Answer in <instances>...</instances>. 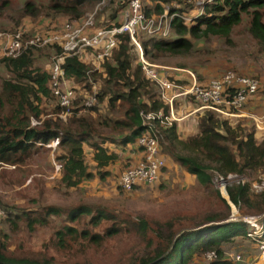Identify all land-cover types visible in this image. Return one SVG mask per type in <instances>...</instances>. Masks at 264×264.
Instances as JSON below:
<instances>
[{"label":"trees","instance_id":"16d2710c","mask_svg":"<svg viewBox=\"0 0 264 264\" xmlns=\"http://www.w3.org/2000/svg\"><path fill=\"white\" fill-rule=\"evenodd\" d=\"M98 1L25 0L20 10L23 15L42 18L46 24L49 20L55 19L80 20L83 17V8ZM171 1L173 0H155L152 7L142 5V10L147 16L158 15L164 11L162 4L168 5ZM204 1L206 2L200 14L196 7L197 0H176V7L170 6L169 14L173 17L171 35L168 38L157 35L141 40L139 33L140 36L139 34L137 36L144 57L154 63L162 54L188 52L198 40L212 36L226 39L233 27L245 16L250 17L249 33L257 39L264 50V0ZM186 3L190 4L188 12ZM8 4L9 0H0L1 6L7 7ZM124 6L125 4L122 5ZM185 15L192 16L188 22L183 19ZM48 46L56 47V55L62 52L57 43L42 47ZM33 48L41 47H28L16 57L3 56L6 66L15 73V79L5 81L2 87L3 97L8 101L10 111L4 114L0 104V162L28 157L36 146H44L58 137L60 153L56 160L59 162V182L64 187L76 188L83 179L93 177L94 174L88 170L85 162L86 147L91 150V161L100 172V177H103L105 173L100 169L115 163L118 159V153L109 149L106 143L117 142L123 146L135 144L141 151L136 140L147 130L141 112H162L166 115L169 114L171 105L174 106L176 102V97L171 104L161 99L157 94L156 83L146 77L139 62L133 64L131 49L134 47L130 44L129 35L123 33L118 35V43L110 55L101 60L103 87L92 95L94 97L92 105H84L88 92L75 95L76 88H73L70 106L65 107L73 114L65 122L33 126L31 118L40 117L42 98L48 97L51 93L48 84L49 74L32 67ZM62 66L67 79L84 81L83 89L87 87L90 89L89 67L79 55L66 56ZM159 73L182 87L190 80L183 75V77L169 75L164 70H160ZM197 83L204 85L206 82L197 80ZM259 86L256 91L247 95L240 110H249L248 103L255 100L254 95L260 90ZM236 88L235 84H232L228 90L233 92ZM175 90L176 88L172 89V92ZM183 98L196 104V107L199 104L192 96ZM103 99L106 100L108 110L100 114L98 112L101 110L94 105L97 104V100ZM81 109L92 111L93 114L79 113ZM114 111L121 116L112 117L111 113ZM192 119L195 123L194 129L186 136L179 135L175 119L164 126L160 125L158 120L155 121V127L160 130L162 136L159 139V154L165 161L159 179L164 174L169 160L175 162L192 175L200 186L214 192L215 202L211 199L206 204L207 209L193 214L187 212L183 214L179 209L164 208L157 213L154 220L140 216L133 221L118 219L103 207L84 203L66 209L58 205H47L42 210L35 209L32 218L29 212L19 214V217L26 221L30 230L35 224L43 225L49 217L61 216L62 213L66 214L67 221L74 223L80 222L82 218H88L86 225L78 224L77 227L65 224L54 231V238L51 241L53 245L50 246L60 251L64 258L56 260L50 254L47 243L42 249H23L17 246L10 250L6 241L0 238V264H103L104 258L89 257L91 250L95 252L101 250L104 248V242L109 239L121 241L122 235L128 236L129 243L121 254L112 256L109 251L107 252L106 260H111L112 264H240L243 253H236L240 255V260L236 261L224 250L225 244H233L237 240L249 242L253 246L254 253H249L245 259L259 257L258 244L247 235L248 225L241 219H228L229 205L217 189L211 188V181L214 173L243 174L248 168H264V139L257 141L258 129L243 127L241 123L232 125L227 117H220L210 109L192 116ZM118 133L119 138L112 136ZM143 185L150 184L135 185L131 189ZM226 193L236 207H241L245 212L262 213L264 225V190L255 193L248 183H239L227 186ZM1 218L12 219L11 223L17 225L16 219L11 218L10 212L6 210ZM100 226L101 230H95ZM2 236L6 237L5 234ZM261 238L264 239V233ZM208 251H214V256L210 260L205 256Z\"/></svg>","mask_w":264,"mask_h":264},{"label":"rangeland","instance_id":"374dc122","mask_svg":"<svg viewBox=\"0 0 264 264\" xmlns=\"http://www.w3.org/2000/svg\"><path fill=\"white\" fill-rule=\"evenodd\" d=\"M24 2L25 0H9L7 7L0 5V29L14 31L21 27H29L31 33L45 32L51 28L59 29L64 21L69 20L68 18L48 19L49 23L46 22L45 24L42 18L30 17L21 13L20 9ZM127 3L128 0H110L105 5H100L94 16V27L100 28L122 21L124 9L122 5L125 4L126 6ZM154 3L155 0H142L144 6L152 7ZM176 5V0H173L168 5L162 4V7L169 13L170 6L176 7ZM95 6L96 3L86 5L83 8L82 18L87 13L94 11ZM186 7L187 12L190 11V4L186 3ZM249 20L250 17L245 16L238 25L233 27L230 36L226 39L212 36L198 40L188 52L175 55L162 54L154 61V64L159 65L169 75L175 77L183 75L187 77V80L194 77L199 82H207L229 69L241 75L255 76L259 80L260 90L254 95V103L257 104H255L256 107L253 111L255 114L261 115L264 113V50L257 39L249 33ZM148 37L150 36L146 34L140 36L141 40H146ZM131 53L133 64H137L136 52L133 48ZM31 55L33 56L32 67H37L48 73L56 55V47L33 48ZM3 56L0 48V104L2 112L6 114L10 111V105L3 97L2 87L5 81L15 79V73L6 66ZM79 57L89 67L88 82L90 89L88 87L83 89L84 81L76 82L74 79H67L66 84L76 88L75 95H82V92L86 91L88 93L85 96L89 97L103 87L102 63L96 60L95 53L90 50L83 52ZM105 103V99L97 100V104L94 106L101 110L98 113L107 112ZM79 105L80 103H78ZM40 106L42 109L40 117L38 119L33 118L39 121L37 127H41L45 123L52 125L57 122L61 124L73 114L69 108H61L52 93L48 97L42 98ZM85 112L93 114L92 111L84 109L79 111V113ZM111 114L112 117L121 116L116 111ZM234 117H227L230 124L241 123L243 127L257 129L254 123L250 121L251 119H248V116ZM112 136L119 138V133ZM256 139L257 141L264 139V128H260L259 131L256 130ZM106 145L118 153V159L115 163L102 167L100 171L105 174L100 177V172H98L94 162L91 161V150L86 147L84 151L85 162L88 170L94 175L89 179H83L76 188L64 187L59 182L60 170L57 168L59 162L56 160V156L60 153L58 145L54 148H49L46 145L36 146L28 157L24 156L15 161L0 162V206L8 213L10 212L11 218H15V223H17L15 226L11 223L12 219H0V238L6 241L10 250L17 248V246L23 249H42L47 243L50 254L56 260L60 261L64 258L60 251H56L50 246L53 245L51 241L54 238V231L65 224L77 227L78 224L80 226L86 225L88 218H82L80 222L74 223L67 221L66 214L62 213L61 216L49 217L43 225L35 224L34 228L30 230L26 221L19 217V214L29 212V216L32 218L35 209L42 210L47 205H58L66 209L84 203L103 207L112 212L118 219L134 221L140 216L154 220L157 213L164 208L179 209L183 214L186 212L193 214L199 210L207 209L206 204L211 199H214L213 202H215L216 197L213 191L200 186L183 167L170 160L161 179L156 183L139 186L129 191L122 190L118 186V177L123 169L139 159V148L135 144L123 146L117 142H107ZM107 171H109L108 174ZM216 174L218 173L213 174L211 188L217 189L227 201L229 205L228 219L231 218L232 213L239 218L247 214H261L245 212L241 207L232 206V202L226 193V187L237 183H229L222 187L215 179ZM243 175L245 176L244 183H248L253 192L259 193L264 190V168H248ZM16 215L18 217H15ZM188 222L187 220L186 223ZM102 226L95 230H101ZM3 234L6 237H3ZM127 243H129L127 235H122L121 241L109 239L104 242V248L101 250L97 252L91 250L89 257L95 259L101 257L100 259H105V264H112L111 260H106L108 258L106 257L107 252L109 251L112 256L121 254ZM224 250L229 255L238 252L243 253V260L239 262L240 264H259L261 261L259 257L257 260L255 258L252 260L245 259L249 253H254L253 246L246 241L237 240L233 244H225Z\"/></svg>","mask_w":264,"mask_h":264},{"label":"built area","instance_id":"2783aa9c","mask_svg":"<svg viewBox=\"0 0 264 264\" xmlns=\"http://www.w3.org/2000/svg\"><path fill=\"white\" fill-rule=\"evenodd\" d=\"M109 0H99L94 11L87 13L80 20H68L63 22L59 29H51L45 32L31 33L28 27H21L14 31L0 29V48L4 56L16 57L22 50L28 47H42L57 43L62 52L55 55L48 72L49 88L52 96L61 107L70 106L73 98V88L66 84L67 78L63 68L64 59L69 55H80L83 52L92 50L97 61L108 57L118 43V35L127 33L130 44L133 45L137 54V62L149 79L156 83L157 94L161 99L167 100L170 104L174 97L192 96L199 102L196 109L204 111L210 109L214 113L223 117L238 115L240 108L248 94L256 91L259 80L254 76L240 75L234 70H226L216 77L208 80L204 85L197 83L192 77L186 86L176 85L165 76H161L159 71L162 68L149 62L144 57V52L140 45L138 34L148 36H160L168 38L171 33L172 14L164 10L161 14L147 16L142 10L141 0H128L123 7L122 21L118 24H111L100 28L94 27V16L100 5H105ZM208 1V0H207ZM206 1L197 0L196 7L198 14L202 13ZM191 15L183 16L187 22ZM235 84L233 92L228 90L229 86ZM176 88L174 92L172 89ZM94 102V97H87L84 105L90 106ZM143 124L147 130L141 134L136 142L141 147V157L132 165L123 169L118 177V186L123 190H129L135 185L156 183L161 175V169L165 165L163 157L159 154V139L162 137L160 130L155 127V121L160 125H165L175 119L172 110L169 114L163 115L162 112H141ZM256 128H264V113L247 115ZM39 121L31 119V125H38ZM59 142L58 137L51 140L48 147L54 148ZM59 168V165L57 166ZM245 176L241 173L229 172L225 175L216 174V181L222 186L229 183H244ZM232 206L234 204L232 203ZM4 211L0 207V217ZM231 220L241 219L248 225L247 235L258 244L260 250L259 264H264V225L261 214H247L236 216L231 214ZM206 259L210 260L214 256V251H208ZM232 260H240L239 254H230Z\"/></svg>","mask_w":264,"mask_h":264},{"label":"crops","instance_id":"0c3cea01","mask_svg":"<svg viewBox=\"0 0 264 264\" xmlns=\"http://www.w3.org/2000/svg\"><path fill=\"white\" fill-rule=\"evenodd\" d=\"M176 102L173 105H171V110L173 112V115L175 117V120L177 123H178V132H179V135L180 136H186L188 135L192 129H194V120L192 119V116H195V115H200L203 113V111H198L196 109V104L186 100L185 98L183 97H176L175 98ZM255 101L254 100H251L249 103H248V107L249 110H245V109H242L240 110V113L237 115H235L234 118H236L237 116H247L249 114H252V113H255V111H253L256 107L255 104L257 103H254ZM252 109V111H251ZM258 113V112H256ZM193 120V122H192ZM251 121V120H250ZM259 131V129H258ZM130 146V145H129ZM138 158L141 157V151L138 152ZM258 259V257L256 258V260ZM255 260V261H256Z\"/></svg>","mask_w":264,"mask_h":264},{"label":"clouds","instance_id":"9594fccd","mask_svg":"<svg viewBox=\"0 0 264 264\" xmlns=\"http://www.w3.org/2000/svg\"><path fill=\"white\" fill-rule=\"evenodd\" d=\"M35 126V125H34ZM53 140V139H52Z\"/></svg>","mask_w":264,"mask_h":264}]
</instances>
